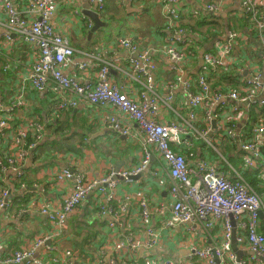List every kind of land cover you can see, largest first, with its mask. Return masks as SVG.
<instances>
[{
  "label": "built area",
  "instance_id": "2783aa9c",
  "mask_svg": "<svg viewBox=\"0 0 264 264\" xmlns=\"http://www.w3.org/2000/svg\"><path fill=\"white\" fill-rule=\"evenodd\" d=\"M60 1L20 0L16 5L13 0H0V48L14 35L17 41L30 45L35 51L28 70V85L20 83V94L8 103L0 100V141L8 142L9 136L14 134L16 148L8 158L9 165H0L2 170L10 167L18 176L24 175L21 164L28 151L34 149L45 135V126L36 113L16 130L12 125L17 111L28 105V88L34 97L49 94L54 101L55 113L77 108L81 101H86L108 111L104 121L109 129L140 140L144 155L134 168L117 167L99 179L88 180L83 172L70 168L62 171L57 179H74L73 191L59 208L50 202L40 205V212L60 232L67 229L69 216L94 188L98 189L101 197L105 196L108 207H111L117 198L120 180L133 182L148 168L156 153L171 183L170 214L160 226L146 225L142 233H123L114 250L135 253L141 245L158 247L163 241L164 231H171L169 237L176 241L175 232L183 229L186 235L202 232L203 242L191 239L190 250L180 262L164 259L151 260L147 264H264V230L261 229L264 226V215L261 216L262 212L264 214V198L244 178L246 170H258L260 181L264 184V124L252 126L250 132L237 130V122L245 112L264 106V99L258 97V92L264 90V74L253 70L244 81L242 90H213L208 77L227 69L232 58V42L227 41L216 43L220 54L213 51L202 53L204 67L200 73L182 79L176 63L195 57L193 40L182 39L189 35L192 38L193 35L192 30L180 26L183 16L188 13L180 9L179 0H160L165 7L167 30L170 32L166 38L165 54L175 64L173 70L178 74L172 83H167L168 96L162 98L157 91L158 62L155 53L127 36L118 37L117 44L128 49L132 58L124 61L107 59V53L113 50L103 48L86 53L87 60L78 68L81 71L96 70L97 80L83 83L65 73L66 67L75 62L77 49L69 36L57 28ZM88 1L91 4L88 11L98 17L105 15L106 0ZM133 2L135 0H121L124 5ZM204 5L208 13L214 12L218 0ZM241 5L245 13L258 22L264 48V0H241ZM75 13L82 23L85 19L83 11L76 9ZM88 24L93 26L91 21ZM231 35L236 37L237 34ZM125 63L128 66H124ZM111 69L124 75L122 83L112 81L109 77ZM139 84L140 88H137ZM180 86L188 103L187 111L177 112L174 120L161 122V110L166 108L164 105L171 107L173 91ZM29 136L34 141L25 148ZM225 136L234 140L240 149V169L234 168L217 147ZM197 142L202 144L199 150L201 156L194 165H190L185 149L195 148ZM214 153L218 156H212ZM228 167L233 171L232 177L228 175ZM136 194L143 219L147 220L152 214L149 199L142 190ZM2 196H8V191L3 190ZM3 198L0 208L5 206ZM101 200L104 201L103 197ZM235 231L241 257L232 247ZM3 251L0 242V263L3 264H24L27 261L30 264H75L72 250L64 251L58 246L52 248L54 255L49 262L33 258L34 251L30 249L17 250L9 255L3 254ZM115 257L105 253L100 264H119V259Z\"/></svg>",
  "mask_w": 264,
  "mask_h": 264
},
{
  "label": "crops",
  "instance_id": "0c3cea01",
  "mask_svg": "<svg viewBox=\"0 0 264 264\" xmlns=\"http://www.w3.org/2000/svg\"><path fill=\"white\" fill-rule=\"evenodd\" d=\"M19 1L13 0L16 5ZM213 1L215 0H179L180 9L188 13L183 16L181 23L189 27L191 25L194 30L191 33L192 38L189 35L182 39L193 40L195 51V57H187L185 61L176 63L181 72L179 76H182V79L196 76L204 67L202 53L213 51L220 54L221 50L217 48L216 43L231 41L232 58L227 68L239 75L241 81L237 89L242 90L244 81L253 70L255 73L264 74L261 29L253 16L245 13L241 0H218L217 9L208 13L204 4ZM90 7L88 0H61L59 3L57 28L69 36L77 49L75 62L66 67L65 73L83 83L97 80L96 70L81 71L78 67L87 60L86 53L98 52L102 48L113 50L107 53V59L124 61L132 58L128 49L118 46V37L103 40L102 29L108 25L111 18H116L127 28L128 34L122 36L133 38L141 47L149 48L155 53L158 62L157 91L162 98H166L169 94L167 83H172L178 74L173 70L175 64L165 54L168 45L166 38L170 36V32L167 30L165 7L160 0H135L126 5L122 4L121 0H106V13L99 17L105 25L96 29L94 20L85 14ZM156 8L160 12V18L154 14ZM76 9L83 11L85 19L82 23L75 13ZM145 17H149L153 25L148 24L147 32L142 27L135 26L136 22ZM204 18L208 20L198 27L197 23ZM88 20L93 26L88 24ZM233 33L237 34L236 37L231 35ZM210 44L212 47H209ZM34 54L35 51L30 45L17 41L14 35L0 48V100L8 103L20 94V83L28 85L27 75ZM123 65L128 66L126 63ZM109 77L114 83L124 81V75L114 69L110 70ZM136 87L140 88V84ZM28 91V105L17 111L12 125L16 130L27 118L35 116L38 110L43 117L45 135L34 149L28 151L24 163L21 164L29 183L17 184L21 178H18L17 173L10 167L7 168L6 175L0 174V200L3 198V190L8 191V196L3 198L5 206L0 208V242L3 245V254L9 255L17 250L30 249L34 251L33 258L49 262L54 255L52 248L58 246L64 251L72 250V260L75 264H100L105 253L116 256L119 264H147L151 260L164 259L180 262L190 250L191 239L196 238L198 243L203 242L202 232L199 235L195 232L186 235L183 229H177L174 235L176 241L170 239L169 234L172 232L167 230L163 232L164 238L158 247L141 245L135 253L114 250V245L123 233H142L146 225L160 226L170 214L171 183L156 153L153 154L148 168L137 175L133 182L120 180L117 198L111 207H108L105 196H102V201L98 189L94 188L69 216L67 229L60 232L49 218L40 212V205L44 202H50L57 208L62 206L64 199L74 189V179L59 181L58 175L70 168L83 172L90 180L99 179L117 167L132 169L143 158V144L137 138L133 139L109 129L104 121L108 115L107 110L81 101L77 108L55 113L54 101L50 99L49 94L34 97L30 88ZM173 96L171 107L164 105L166 108L161 110V122L174 120L177 112L185 113L188 109L182 86L173 91ZM258 97L264 99V90L258 92ZM261 123L264 124V106L249 113L245 112L237 122V130L250 132L252 126ZM71 146L73 149H70ZM201 146L197 144L192 148L197 153L194 158L187 156L190 165H194L200 158ZM189 149L191 150L186 148L185 151ZM15 150L14 134H11L8 142L0 141V162H7ZM227 160L234 168H241L242 157L237 162L229 157ZM228 169V175L232 177L233 171L229 167ZM244 178L246 179L245 176ZM1 181H5L6 186ZM259 182L263 185L260 180ZM140 190L147 195L152 209L151 217L147 220L143 219L136 194ZM260 194L264 198V190ZM261 229L264 230V226ZM182 239L187 240L185 244Z\"/></svg>",
  "mask_w": 264,
  "mask_h": 264
},
{
  "label": "trees",
  "instance_id": "16d2710c",
  "mask_svg": "<svg viewBox=\"0 0 264 264\" xmlns=\"http://www.w3.org/2000/svg\"><path fill=\"white\" fill-rule=\"evenodd\" d=\"M207 20H208V18H204L203 20H200L197 23V26L198 27H201L203 25V23L205 21H207ZM186 25L187 24H184V23H181L180 24L181 27L186 28V29H190V30L194 31L190 24H189L190 27L189 26H186ZM232 71L233 70H228V68H227V69L221 70L217 74L210 75L208 77V82H210L212 89L213 90H216V91L217 90L218 91H226V90H229V89L236 90L237 89V85L240 84V81L241 80H240L239 75L238 74H235V71H233V72ZM35 113H36V116L39 117V119H40V116H41V119L40 120L43 121V117L40 114V112L38 110H36ZM33 141H34V138L32 136H29L28 137V140H27V143L25 145V148H28V146L30 145V143L33 142ZM221 143L222 144L219 143L218 146L220 147V149H221V151H222V153L224 155H226L227 157L231 158L232 160L234 159L236 162L241 158L239 156V154H241L240 149H239L238 145L235 143L234 140L230 139L228 136H225V139H223V141ZM197 144H201V143L200 142H197ZM38 149H39V147L34 152L36 153V151ZM70 149H73V147L71 146ZM48 152H47V154L49 155ZM185 154H186V156L193 157V158L197 155L196 151L195 150L193 151L192 149L191 150L190 149L189 150H186L185 151ZM214 155H217V154L214 153L212 156H214ZM217 156H215V157L218 158ZM0 165H7L8 166L9 163H8V161L7 162L1 161L0 162ZM1 170H2V168L0 167V174L2 176L6 175L7 170H5V171H1ZM244 176L246 177L247 181L253 186V188L255 189V191H258L259 194L262 193V191L264 190V186H263L264 184L262 185L259 182L260 177H259V171L258 170H246L244 172ZM17 177L18 178H21V180H19L17 182V184L29 183L28 180L26 179L25 175L17 176ZM1 182H2L3 185L6 186L5 181H1Z\"/></svg>",
  "mask_w": 264,
  "mask_h": 264
},
{
  "label": "rangeland",
  "instance_id": "374dc122",
  "mask_svg": "<svg viewBox=\"0 0 264 264\" xmlns=\"http://www.w3.org/2000/svg\"><path fill=\"white\" fill-rule=\"evenodd\" d=\"M154 14L157 17L160 16V12H159L158 8H156V11H154ZM119 21L120 20H117L116 18H111V21L108 23V25L104 29H102L103 40H107L110 37L117 38V37H120L122 35L128 34L126 32L127 28H125L121 25L120 22H122V21H120V22ZM148 24L152 25L150 18L145 17L141 21L136 22L135 26L138 25V26L142 27L147 32V31H149V28L147 27ZM148 34H150V33H148ZM186 241L187 240L182 239V243L185 244Z\"/></svg>",
  "mask_w": 264,
  "mask_h": 264
},
{
  "label": "water",
  "instance_id": "95a60500",
  "mask_svg": "<svg viewBox=\"0 0 264 264\" xmlns=\"http://www.w3.org/2000/svg\"><path fill=\"white\" fill-rule=\"evenodd\" d=\"M85 14H86L87 16L91 17V18L94 20V22H95V29H96L97 27H99L100 25H105V24L101 21V19H100L98 16H96L95 14H93L92 12H90V11H85ZM209 47H212V44H210ZM123 137H124V136H123ZM124 138H125V137H124ZM261 215H262V216L264 215L263 212L261 213ZM232 247H233L234 251L238 253V256L241 257V256H242V252L238 249L237 238H236V231H235L234 234H233V243H232Z\"/></svg>",
  "mask_w": 264,
  "mask_h": 264
}]
</instances>
